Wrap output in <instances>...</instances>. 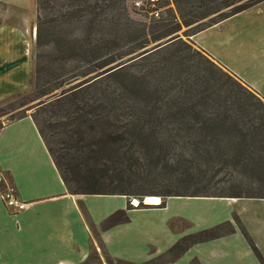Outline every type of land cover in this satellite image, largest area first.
I'll return each mask as SVG.
<instances>
[{
  "label": "rangeland",
  "instance_id": "374dc122",
  "mask_svg": "<svg viewBox=\"0 0 264 264\" xmlns=\"http://www.w3.org/2000/svg\"><path fill=\"white\" fill-rule=\"evenodd\" d=\"M94 1L96 0H32L36 16L35 28L37 29L38 12L43 22L41 35L44 43L38 46L35 34L29 54L31 68L28 88L20 94L0 100V129L19 115L38 118L39 126L53 148L61 147L62 152L73 155L74 164L78 161L86 163L83 164V169H91L93 174H96L94 186L100 190L112 187L118 191L122 188L117 189L118 174L116 176L115 172L119 169L125 170V166L115 164L117 170L109 168L108 171L101 172L102 166H94L92 160H89L85 154H88L90 147L95 148L94 145L99 140L100 134L106 129V133L115 139L118 133L125 130L121 127L129 123L125 111L130 100L125 99L126 105H123L119 98L120 87L126 85L129 88L132 76L148 73L150 69L165 63L163 66L167 68L166 74L164 76L155 74L146 79L150 89L149 98L137 104L147 107L151 104V100L158 97L163 100L161 114L165 115V119L162 124L172 127L171 125L178 124L179 121L190 128L181 132L178 138L169 136L170 133H164L160 138L155 136L157 140L151 137L135 146L138 162H135L134 167H130V173L138 172L142 176L130 177V173H127L128 179L126 176L122 177L124 188L136 193L125 196L128 208L131 210L148 208L143 205L147 193L156 194L149 197L159 198L162 206L163 201L167 199L163 195L168 191L183 195L264 197L263 158L260 159V163H252L250 166L236 167L231 164L226 168H220L215 161L208 163L194 151L197 143L205 140V143H209L211 154L216 155L217 152H221L216 149L214 140L228 132L218 127L216 123L227 119L226 116L221 115V109L217 106L221 105L218 104V95L223 96L230 92L233 95L235 92H240L242 96L248 98L251 105H256L255 100L234 85L233 79L231 81L225 77V75L230 77L232 73L216 63L192 41L195 32L212 20L218 19V15L227 14L230 8L216 12L215 4L209 0H159L152 11L144 7L142 10L135 9V2H140L146 7V0H97L103 9L97 20L92 23L88 20L95 11ZM45 2L49 5H43L42 8ZM259 4L260 7L248 16L235 19L234 26H241L243 22L248 23V17L251 16L264 17V1ZM11 6L8 3H0V23L3 21L1 14L6 13L9 8L12 9ZM155 13L158 15L155 16ZM62 16L67 17L62 18ZM189 20L193 22L185 26L184 23ZM108 37L116 40L113 49L105 52L100 50L95 54L88 53L92 39H96L99 45L102 39ZM177 40L185 42L190 50L181 46ZM143 41L148 42L147 46L136 49V44ZM168 41L171 42L166 45ZM148 54L150 55L143 58ZM168 55H172L173 58L168 60L165 58ZM90 77H97L100 82L98 85L86 87L81 94L93 105L92 110L97 115L94 128L98 133L78 135L74 132L73 125H70V108L61 110V115L53 114L56 110L42 115L40 111L39 114L36 113L41 103L44 105L58 98L63 91L85 82ZM60 83L61 87L53 90ZM50 90L53 92L42 96ZM202 95L211 97L208 100H201ZM112 99H116V102H112ZM228 104L231 107L230 116L236 114L246 125H248L247 121L258 112L257 110H263L261 107L252 106L249 108L248 116L242 118L243 114L240 116L232 98ZM49 110L47 108L46 111ZM173 139L176 140L175 143L171 142ZM58 141L60 144H57ZM123 145L125 148H122L121 152L126 150L133 152L130 143L120 142L118 146ZM244 149L243 154L241 153L243 156L252 154V151L248 153V147ZM228 154L233 155L234 151L230 150ZM75 155H82V158L77 160ZM133 200H138L141 204L134 207ZM240 208L246 223L254 231V239L264 251V219L258 223L252 215L256 208L254 203H243ZM103 226L104 224L101 227H91L93 241L88 254L89 261L86 264H100L103 261L106 264L129 263L112 258L104 249L98 239L99 233L111 228L103 229ZM175 227L185 228L186 225L171 223V228ZM115 242L118 243L117 240ZM95 247L99 251H95ZM163 257L153 264L169 262V256Z\"/></svg>",
  "mask_w": 264,
  "mask_h": 264
},
{
  "label": "crops",
  "instance_id": "0c3cea01",
  "mask_svg": "<svg viewBox=\"0 0 264 264\" xmlns=\"http://www.w3.org/2000/svg\"><path fill=\"white\" fill-rule=\"evenodd\" d=\"M0 3L12 5L1 14L0 23L3 100L28 88L36 16L32 0ZM260 5L193 35L192 41L264 100V17H248L249 22L238 27L233 24ZM6 186L13 187L27 206L14 212L0 200V264H83L93 241L91 227H101L117 211H124L128 221L102 230L98 238L116 260L131 264L154 261L182 237L226 222L233 226V233L193 245L166 264H190L194 259L198 264H260L241 230L264 259L240 208L243 203H254L252 215L260 223L264 200L167 197L162 206L143 203L148 208L131 210L122 195H70L30 116L0 129V188ZM173 222L186 227L172 229ZM95 251L99 249L95 247Z\"/></svg>",
  "mask_w": 264,
  "mask_h": 264
},
{
  "label": "trees",
  "instance_id": "16d2710c",
  "mask_svg": "<svg viewBox=\"0 0 264 264\" xmlns=\"http://www.w3.org/2000/svg\"><path fill=\"white\" fill-rule=\"evenodd\" d=\"M264 0H209V2H212L215 4L214 10L216 12H220V9L223 8H230L229 12L225 15H218V19L212 20L208 25H206L204 28L198 30L193 35L204 31L208 28H211L215 26L216 24L236 15L241 12L246 11L247 9L263 2ZM44 6H48L49 3L45 2L42 4V8ZM95 8V11L90 16V19L88 21L94 23L95 20H97V17L102 12L103 7L101 8L99 6L98 1H94L93 9ZM92 9V10H93ZM97 9V11H96ZM67 17V16H62ZM49 22V21H48ZM193 21H186L184 24L185 26H189ZM41 23L43 25V22H41V18L39 17V12L37 15V29H36V44L38 46H41L44 42H42L43 38L41 35ZM45 24V22H44ZM90 39V35L88 37ZM92 43L89 47L90 54H95L96 52H99L100 50L105 52L106 50H111L116 46V40L108 37L104 38L100 41L99 45H97L98 42H96V39H92ZM179 41L180 45L189 49L188 45L185 42ZM148 44L147 41L139 42L136 44V49H142L146 47ZM154 53V52H152ZM150 53V54H152ZM196 53V52H195ZM150 54L144 56L143 58L149 56ZM198 54V53H197ZM169 56V55H168ZM166 56L168 60H171L172 55L169 57ZM142 58V59H143ZM163 61H167L165 59H161ZM165 64V63H164ZM159 65L155 69H150L148 73H140L139 76H132L130 78L129 82V88L125 86L120 87V100L122 101L123 105H126L125 99L130 100L127 103L125 114L129 117V123L123 125L121 127L125 128V130L121 133H118L115 137V139H112L109 133H106L107 129L103 132V134L99 137V140L94 145L95 148L88 149V154H85L89 160H92V163L95 165H99L101 167L102 171H108L109 168L117 170L115 168V164H123L125 168L127 169H119V171L115 172V175L118 174L117 182V189L120 187L122 189L115 190L111 187V189H98L96 186H94V181L96 180V174L92 172V170H86L83 169V162H77L74 164V157L73 155H68L65 152H62L63 149L59 147V149L53 148L50 143L48 142L47 138L45 137V134L43 133V130L39 126V120L36 117L31 116L38 133L40 134L41 138L43 139L45 146L47 148V151L58 170V173L62 179V182L64 183L68 193L70 195H122V196H130L134 195L136 193H132L130 191H127V189L124 188L123 183V176H126L128 179L127 173H130V167L135 166V162H138V158L135 155V146L138 143H141L144 140H147L148 138H153L155 140L158 136L159 138L164 133H170L169 136L173 138H178L181 136V132L189 130V126H184L185 124L179 123L173 124L170 127L167 124H162L163 120L165 119V115L162 116V106L161 101L162 99L156 97L153 100H151V104L147 107H143L140 104H137V102H140L142 100L148 99L150 94V89L148 87V80H146L148 77H153L155 74L162 75L166 74L167 68L165 66ZM96 70L98 69V66L95 67ZM93 72V71H91ZM230 73V72H229ZM224 75V74H223ZM228 80L233 79L234 85H237L239 89L243 90L251 99L255 100L256 105H251L248 102V98H245L242 96V93L235 92L233 95L230 92V94H225L223 96L218 95L217 99L219 100V103L221 105H217L218 108H220V112L222 113V116H226L227 119L221 120L217 123V126L227 130V134L224 136L218 137V139H215V147L217 150H220L221 152H217L216 155L211 154L212 151H210V148L207 143H205V140L200 141L197 143L198 145L195 146V153L198 152L199 157L202 159H205L208 163H214L220 167V168H226L228 166H231V164L236 165V167H244L252 165V163H260V159H264V101L257 96L254 92H252L247 86L242 84L241 81H239L236 76L231 74L230 77L226 76ZM97 77H90L85 82L76 85L72 88H69L61 93V95L42 105L41 103L40 107H38V111L36 113L42 115L43 113H52L54 110H56L53 114L60 113L61 110L64 111L68 108H70V125H73L75 131L78 135H91L98 133L95 128L94 124H96L97 121V115L92 110V106L88 100L81 94L86 87L89 88V86H95L98 85L100 82ZM96 79V80H95ZM235 79V81H234ZM239 82V84L237 83ZM89 83V84H88ZM146 84V85H145ZM61 87V83L59 86L55 87L53 90H56ZM158 91V90H157ZM53 92L50 90L48 93H43L42 96L48 95L49 93ZM244 95V94H243ZM211 97L210 95L207 96H201V100H208V98ZM234 100L236 105V110L240 114V116L245 118L250 113L249 108L252 106L261 107L263 110H257L255 115L250 118L247 123L248 125L242 123L239 119V117L234 114V116H230L229 112L231 111V107L228 104L229 100ZM132 101V102H131ZM112 102H116V99H112ZM134 102V103H133ZM222 103H225L222 105ZM70 104V107H69ZM227 104V105H226ZM81 105V106H80ZM47 108H49V111H46ZM42 112V113H41ZM252 114V112H251ZM125 115V116H126ZM25 116H16L11 120V122L19 120L24 118ZM236 117V118H235ZM226 120L228 122H226ZM231 121V123H230ZM10 123V122H8ZM216 125V124H214ZM131 127L132 129H128ZM186 127V128H185ZM206 128H208L206 126ZM202 130V129H201ZM106 134V135H105ZM92 138V136H90ZM98 137H96L97 139ZM131 138V139H130ZM146 138V139H145ZM93 139V138H92ZM82 140V139H81ZM176 140H172L171 142L175 143ZM121 143H130V148L133 150H126L124 152H121V149L125 148V145L118 146ZM57 144H60L58 141ZM62 145V144H61ZM245 147H248V153L252 151V154L250 156H243V152L245 151ZM236 148V149H234ZM230 150L234 151L233 155L228 154V151ZM121 152V154H120ZM242 153V154H241ZM255 153V156H254ZM84 156V154H82ZM82 155L76 156V159L79 160L82 158ZM119 155H121L119 157ZM129 155V156H127ZM254 156V158H253ZM70 157V158H69ZM238 161V162H237ZM119 162V163H118ZM86 165V163L84 164ZM88 166V164H87ZM105 167V168H103ZM136 171V170H135ZM96 172V171H95ZM100 172V174H101ZM141 177V173L134 172V174L130 173V177ZM129 177V179H130ZM125 182V181H124ZM126 190V191H125ZM156 195L154 193H147L145 194L146 197ZM164 197H224V196H209V195H200V194H190V195H183L176 192L168 191ZM224 198H253V199H262L264 200V197L260 196H240V195H232L229 197ZM141 202L139 201V205ZM235 221H238V219L235 217ZM128 221V218L124 211H117L111 216H109L104 224L103 229H108L111 227H114L118 224L126 223ZM234 229L231 223L226 222L221 225L215 226L210 229H206L194 234H190L187 236L182 237L178 242L173 245L164 256H169V262L174 261L179 256H181L183 253H185L191 246L208 242L217 238H220L222 236L229 235L233 233ZM243 236L247 240L250 248L252 249L255 257L259 261L260 264H264V259L250 240V238L247 236L244 230H241ZM164 257H158L154 261H150L144 264H153L158 260H162ZM89 261V258L83 263L86 264ZM120 262V261H119ZM109 264L111 262H108ZM168 263V262H167ZM131 264V263H126ZM161 264H166V262H162ZM190 264H198V262L194 259L191 261Z\"/></svg>",
  "mask_w": 264,
  "mask_h": 264
},
{
  "label": "built area",
  "instance_id": "2783aa9c",
  "mask_svg": "<svg viewBox=\"0 0 264 264\" xmlns=\"http://www.w3.org/2000/svg\"><path fill=\"white\" fill-rule=\"evenodd\" d=\"M158 2L159 0H146V7L144 5H141L140 2H135L134 6H135V9L137 10H140V9L142 10V8L144 7V8H147L148 10L154 11L155 6ZM157 15L158 14L155 13V16ZM0 200L2 201V203L7 209H11L14 212L23 211L26 209V206H27L25 202L21 201L17 197L15 189L11 186H6L5 188H2V190H0ZM138 204L139 203L134 205L133 203V206L137 207Z\"/></svg>",
  "mask_w": 264,
  "mask_h": 264
},
{
  "label": "bare ground",
  "instance_id": "6f19581e",
  "mask_svg": "<svg viewBox=\"0 0 264 264\" xmlns=\"http://www.w3.org/2000/svg\"><path fill=\"white\" fill-rule=\"evenodd\" d=\"M143 200H144V203L148 205H158L160 203V200L157 197H145Z\"/></svg>",
  "mask_w": 264,
  "mask_h": 264
},
{
  "label": "water",
  "instance_id": "95a60500",
  "mask_svg": "<svg viewBox=\"0 0 264 264\" xmlns=\"http://www.w3.org/2000/svg\"><path fill=\"white\" fill-rule=\"evenodd\" d=\"M171 41H168V42H166L165 44L167 45V44H169ZM165 44H163V45H165ZM158 47H160V46H157V48ZM136 202L138 203V201L137 200H134V204H136Z\"/></svg>",
  "mask_w": 264,
  "mask_h": 264
}]
</instances>
